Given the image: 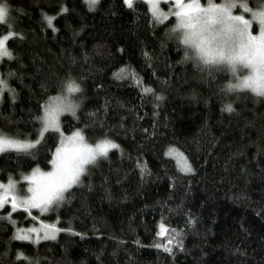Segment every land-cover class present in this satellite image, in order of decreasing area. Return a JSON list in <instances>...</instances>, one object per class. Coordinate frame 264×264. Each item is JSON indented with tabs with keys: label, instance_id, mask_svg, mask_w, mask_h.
Masks as SVG:
<instances>
[{
	"label": "trees",
	"instance_id": "16d2710c",
	"mask_svg": "<svg viewBox=\"0 0 264 264\" xmlns=\"http://www.w3.org/2000/svg\"><path fill=\"white\" fill-rule=\"evenodd\" d=\"M0 3L10 10L0 34L15 33L13 58L0 64L10 89L0 133L35 142L47 103L76 82L81 91L67 97L80 102L64 131L119 146L48 216L55 239L13 238L1 211L0 264H264V98L223 94L230 75L182 59L172 23L156 22L142 0H100L95 10L85 0ZM57 144L50 131L28 153H1L0 181L49 170Z\"/></svg>",
	"mask_w": 264,
	"mask_h": 264
},
{
	"label": "snow or ice",
	"instance_id": "6c2138e0",
	"mask_svg": "<svg viewBox=\"0 0 264 264\" xmlns=\"http://www.w3.org/2000/svg\"><path fill=\"white\" fill-rule=\"evenodd\" d=\"M89 10H95L99 0H85ZM175 8L172 15L175 18L176 39L187 50L198 51L202 57L208 59L205 63H217L227 61L230 65L240 64L248 70L243 78L237 77V84L230 88L252 89L258 95H264V11H254L248 6L246 0H172ZM125 5L133 7V0H124ZM167 5L169 0H163ZM239 9V12L237 11ZM67 11V9H62ZM10 10L6 3H0V25H8L10 28ZM152 16L156 22L168 19L167 14L161 10L157 0H152ZM48 27H53L55 17L45 16ZM258 25V34H253L251 25ZM15 35L9 31L8 35L0 38V61L4 58L12 59V53L6 47L7 41ZM235 74V68H233ZM8 89L5 80L0 79V98ZM67 93H78L81 91L79 84L70 82L66 85ZM150 92L151 89H145ZM67 97H53L52 102L45 106L44 115L41 118V129L38 136L43 138L50 131L60 132L59 117L62 112L68 111L75 115V105L65 103ZM226 111H233L231 105H227ZM16 140L0 134V153L15 151L17 153H28L36 144ZM119 146L109 140L101 141L95 145L85 142L84 136L77 131L72 136L62 138L59 147L56 148L54 158L51 160L52 170L42 172L39 168L33 170L26 180H30L32 187L28 188L30 195L22 198L13 190L15 183L9 180L7 185L0 184V208L9 202L11 195L12 211L23 207L24 211L32 208L46 212L53 205L64 200V194L74 185L78 184L81 177L86 173L87 166L96 162L98 157H106L109 149ZM176 150H170V153ZM182 170L191 172V166L187 164L186 158L182 157ZM4 218V217H0ZM10 218V214L9 217ZM44 231V239H55V233L59 231L55 225L42 224L41 229L32 228L29 232ZM163 227L158 235L164 234ZM18 239H28V235H18ZM39 238V237H38ZM171 243V240L169 241ZM160 245H157L159 247ZM165 251H170L164 246Z\"/></svg>",
	"mask_w": 264,
	"mask_h": 264
},
{
	"label": "rangeland",
	"instance_id": "374dc122",
	"mask_svg": "<svg viewBox=\"0 0 264 264\" xmlns=\"http://www.w3.org/2000/svg\"><path fill=\"white\" fill-rule=\"evenodd\" d=\"M142 1H144V2L147 3V5L149 6V9H150V11L152 13V0H142ZM260 1L261 0H246V2L248 3V6L250 8H252V9L264 8V3H262V4L258 5V6H255V7H251V4L250 3H252V2L257 3V2H260ZM187 2H189V0H185V3H187ZM214 2H223V0H214ZM157 3L160 6L161 10L164 11L167 14V16H168V19L163 20V21L158 22V23L171 22L172 23L171 30H172L173 29L172 26L175 24V18L172 15V11L175 8V4L172 2V0H169V3L167 5H165L163 3V0H157ZM202 3H203V0H202ZM96 6H97V4H96ZM237 11L239 12V9H237ZM251 31L253 32V34H258V31H259L258 25L255 24V23H253L251 25ZM3 36L4 35H1L0 34V38H3ZM6 47H7V44H6ZM4 59H7V58H4ZM0 64H1V61H0ZM0 79H3V77L1 76V72H0ZM6 91L7 90H5L4 92H6ZM4 92H3V95H4ZM66 93H67V91H66ZM67 95H69V93H67ZM67 95H64V96L67 97ZM61 96H63V95H61ZM61 96H59V97H61ZM51 102H52V100H50L47 103V105L49 103H51ZM79 102H80V100L77 101V99L74 98V97H70V98L67 97V100L65 101V103H71L72 105H75L76 106L75 107V113H76V111L78 109V106H79L77 103H79ZM43 115H44V112H43L41 118L43 117ZM65 116H73V114H72V112L65 111V112H62L61 115H60V117H59L60 132L57 133L58 134V144H57V147H59L60 141H61L62 138H66V137L72 136L75 132L78 131V130H75L72 133H66L64 131V129H63V118ZM41 125H42V120H41ZM40 129H41V127H40ZM53 132H55V131H53ZM79 132H81V131H79ZM81 134L83 135L82 132H81ZM4 136H6V135H4ZM6 137H10V136H6ZM10 138H13V137H10ZM13 139H15V138H13ZM39 139H42V138L39 137ZM84 139H85V137H84ZM16 140H19V139H16ZM20 141H24V140H21L20 139ZM25 142H28V141H25ZM31 142L32 143H35L34 141H31ZM85 142L88 143V144H91V145H95L97 143H100V142L91 143L90 141H87L86 139H85ZM111 142H113V141H111ZM109 150H111V149H109ZM171 150H173V149H171ZM174 150H176V149H174ZM169 154L171 155L172 159H174L176 161L177 165L182 169V158L179 155V154H182V153L180 151L176 150V151H172L171 153L169 151ZM182 157L185 158V156L183 154H182ZM53 158H54V156H53ZM99 159H100V157H98V159L96 160V162ZM94 164L87 166L86 173L93 167ZM187 164H188V162H187ZM40 170L42 172L51 171L52 170V164H51V167H50L49 170H42V169H40ZM32 172H33V170L30 173L25 174V175L23 174V175H21L18 178H11V179H9V180H11V181H13L15 183V188H14L13 191L16 194H18L21 198L23 196H25V195H30V193H28L27 190H28L29 187H32V184H31V181L30 180H26L25 177L26 176H30ZM83 176L81 177V180H82ZM9 180L8 181H5V182L0 181V184L7 185L8 182H9ZM81 180H80V182H81ZM66 194H67V192L64 194V197L65 198H64L63 201L59 202L57 205H53L46 212H41V210L40 209H37V208H32V209H30L29 211L26 212V211H24L23 207H19L16 211H12V207H11V195H10L9 202L7 204H5L3 208H0V216H2V214H1V211H2L4 214H6V219L10 220L12 222V224L14 225L15 231H14L13 238L18 239V238H16L18 235H25L26 234V235H28L29 238L28 239H21V240L39 241V240H42L43 239V237H44V231L43 230H40L37 233V232H29L28 230L29 229H32V228L41 229V225L42 224L55 225V227H56V224L53 221H51L48 216L50 214H52V213H56L57 210L63 205V202L66 199ZM20 211L26 212L27 213V217L32 219V222L28 226L25 223H22L21 221L19 222V218L16 217V216H14L15 213L20 212ZM9 214H10V218H8L9 217Z\"/></svg>",
	"mask_w": 264,
	"mask_h": 264
},
{
	"label": "clouds",
	"instance_id": "9594fccd",
	"mask_svg": "<svg viewBox=\"0 0 264 264\" xmlns=\"http://www.w3.org/2000/svg\"><path fill=\"white\" fill-rule=\"evenodd\" d=\"M253 10L254 11H264V8H256ZM175 26L176 25L174 24L172 27L175 28ZM182 59H184L187 62L192 63L194 66H199L200 68H203L205 70L217 69V70L227 72L230 75L231 79L229 81H226L221 86V90H222L223 94L233 95V94L240 93V92H249L255 97L264 98V95H258L252 89L230 88L229 87L230 85L237 84V82H238L237 77H240L242 79L243 75H246L248 73V70L245 69L240 64L230 65L227 61H224V62L218 61L217 63H205V61L208 58L202 57L198 51H195L192 49H188L187 50V58L185 56H183ZM233 68H235V74H233ZM242 73H243V75H242Z\"/></svg>",
	"mask_w": 264,
	"mask_h": 264
}]
</instances>
